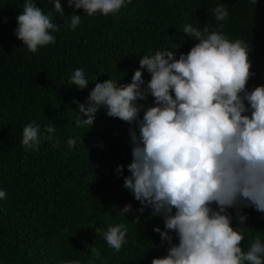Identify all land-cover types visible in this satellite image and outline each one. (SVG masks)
Here are the masks:
<instances>
[{
    "label": "trees",
    "instance_id": "1",
    "mask_svg": "<svg viewBox=\"0 0 264 264\" xmlns=\"http://www.w3.org/2000/svg\"><path fill=\"white\" fill-rule=\"evenodd\" d=\"M24 0H0V264H56L57 259H79L81 264H151L167 254L154 227L163 219L150 208L141 214L124 176L130 173L132 143L129 125L106 115L101 108L93 125L78 127V105L86 103L96 79L129 83L143 55L168 48L187 53L198 41L183 31L185 24L200 30L223 25L231 40L248 44L250 71L247 87L264 85V0H132L118 13L89 17L82 9L61 0L64 15L54 12L49 0H35L58 26L56 43L28 52L14 35L16 17ZM223 4L229 16L216 21L211 10ZM81 23L71 29V15ZM83 67L89 79L84 89L71 85L73 70ZM150 80L147 71L142 73ZM257 79V80H256ZM154 98L149 96L147 107ZM141 117L143 112H141ZM35 121L43 128L53 123V140L38 150L21 144L23 127ZM75 138L69 147L67 141ZM123 165V175L115 171ZM131 204L133 212L120 216ZM233 227L247 230L242 250L253 237L264 239V213L242 208L247 216ZM139 216V223L133 222ZM128 227V241L119 252L111 249L103 233L111 224Z\"/></svg>",
    "mask_w": 264,
    "mask_h": 264
},
{
    "label": "clouds",
    "instance_id": "2",
    "mask_svg": "<svg viewBox=\"0 0 264 264\" xmlns=\"http://www.w3.org/2000/svg\"><path fill=\"white\" fill-rule=\"evenodd\" d=\"M256 4L257 0H250ZM54 12L64 15L61 0H49ZM132 0H67L69 7L82 9L91 17L118 13ZM216 21L229 16L223 4L212 10ZM71 29L81 23L73 12ZM52 14H44L35 0H24L16 17L14 35L28 52L56 43L58 28ZM182 31L198 41L185 54L164 48L143 55L129 83L109 78L96 79L86 103L78 105V127L93 125L96 113L129 125L132 143L130 173L123 186L131 191L143 213L163 219V230L154 227L167 254L151 264H264V239L253 237L242 250L247 230L233 227L235 210L239 225L247 220L242 208L264 213V85L247 87L254 75L248 44L231 40L223 25L203 30L185 24ZM147 71L150 80L142 73ZM257 80V79H256ZM71 85L84 89L89 79L83 67L73 70ZM154 99L147 107L140 101ZM141 112L143 115L141 117ZM55 125L32 121L23 127L21 144L38 150L43 141L53 140ZM69 147L75 138L67 141ZM123 165L116 168L123 175ZM7 193L0 190V200ZM133 212L125 205L120 216ZM139 223V216L133 222ZM128 227L111 224L103 233L107 245L119 252L128 243ZM56 264H81L79 259H57Z\"/></svg>",
    "mask_w": 264,
    "mask_h": 264
}]
</instances>
